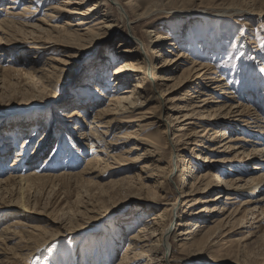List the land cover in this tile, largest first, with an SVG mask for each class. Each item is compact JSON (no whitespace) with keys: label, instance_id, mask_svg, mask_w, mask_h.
Here are the masks:
<instances>
[{"label":"bare ground","instance_id":"bare-ground-1","mask_svg":"<svg viewBox=\"0 0 264 264\" xmlns=\"http://www.w3.org/2000/svg\"><path fill=\"white\" fill-rule=\"evenodd\" d=\"M23 1L26 0H8L9 3L5 5L6 9L3 11V8H0V10L3 11L0 15V63L1 58H5L8 55L7 53L10 52L9 47L13 46L11 43H22V45H26L22 47L23 50L26 52L30 50L38 54H41L43 50L48 51V44L65 45L68 46L67 48L70 50H87L86 48L98 43L101 37L109 36L110 30L115 27L114 21L111 20V16L108 13L102 14L98 18L91 20V18L96 15L93 14L94 10L101 5L100 0L94 1L87 6V8H82L81 6H83L82 4L84 2L87 3L90 0H29L23 3L21 10L18 12L14 11L17 4ZM46 1L48 2L43 9L42 15H44L46 19H49V21H53L61 11H64L68 16L72 18L76 17L74 22L66 21L64 24L67 27H73V29H59L53 26L49 30L34 23V21L43 23V21L36 18V14L40 4ZM160 1L161 0H113V4L118 11L119 20H122L123 23H125L126 19H129V25L136 22H143L141 23L143 25L146 22L145 20H151L153 16H156L155 13L158 14L162 11V9H160L162 6ZM219 7H222L223 10L215 12L212 16L210 15L214 18L212 21L213 26L217 28L219 22L216 21H219V19H222L221 17H225L227 14L232 13V15H239V17L247 16L249 18H251L252 15L254 17L257 16L258 19L264 15V2L259 5L256 3L250 5L246 0H232L228 3H218L214 9ZM30 21L33 23H30ZM126 26L128 25L126 24ZM129 28L131 29V27ZM133 29L135 30V28H132V30ZM150 29L151 30L144 31L145 35H141L142 32H134L138 48L140 49L141 47L144 53H140L137 49L127 48V43L129 42L124 39L118 45V47H120L119 52H121L118 57L112 56V52L105 49L100 59L112 64L118 62L111 71L110 77L108 78L107 75L104 77V73H101V71L97 69V78L94 80L92 78V83H85L84 88H90V95L92 94L91 96L96 99L104 98L107 95L103 93L109 94L106 108L94 111L90 120H85V118H83V116L86 117L89 115L88 113L91 112L90 109H84L83 114H81V109L76 108L67 113L62 112L65 114L58 113L60 118L70 119L75 116L74 120L76 118L84 119V123L90 128L88 133H80L81 142L78 143L79 146L82 148L83 146H86V148L88 146L90 149V155L81 172L72 173L68 170L72 165H70V157H72V155L78 157V152H76L78 149H76L75 146H70L67 152L65 150V167L63 170L61 169L62 171L59 173L46 172L40 174L36 169L29 170L34 166L35 160L29 156L28 158H24L26 157L25 146L29 139V137H25L20 150L15 152L14 162L10 165L9 176L3 177L1 175L2 173H0V199L2 196L5 197L6 195L9 197L12 196L11 194L16 192L17 187H20V191L24 185H26L28 190L30 188H35L36 192L39 193V189L43 191L46 184L50 185V188H53L59 186V183L68 184L70 181H74L76 186L75 189L78 190L77 198L74 202V204H76V209L71 210V207L67 209L69 214H72L69 216V222H73V218L76 216L88 215L91 212L87 209H85L87 213L81 214L82 212H80L81 203H83V194L86 195V192H89L85 189V185H88L89 182H93L92 179L100 178L105 170L112 169L114 165L123 166L126 165L127 162H134L128 161V156L135 151L143 150V153L136 154L140 158H148L147 163L137 167L139 170L138 174L126 176L116 181L110 180L111 182L109 181V184L116 190L114 193L116 196L132 197L144 205L145 203L149 206L156 204L155 200L158 198V192L162 190L163 181H166L167 185V178L168 175H171L173 172V167L175 166L178 171V163L180 161L183 162L180 171L183 181H181L182 187L178 192L180 198L185 196L192 197V199H185L180 206L187 209L188 207L200 204L204 206L203 209H200L198 212H187L181 217L180 214L177 213L176 204L178 198H176L173 204H166V207L161 211L152 214L144 221H142L143 215L139 216L137 221L142 223L130 234L127 246L123 254H121V259L116 264H170L173 262V259H171L172 247H169L168 244L171 230V226L168 225L170 223L174 224V231H177L176 226H178V228H183L177 235V237H180L178 241L180 253L200 256L199 254L201 253L199 252L203 251L207 246H217L218 244H224L223 246H225L226 243L224 240L233 232L230 231L231 229L236 228V226L237 228L242 227L243 224L249 222L247 221L249 217L253 220L252 224H257L260 222V220L257 219V212L260 211V214L264 213V210L259 207V204L264 202V196L255 200L241 198L243 194L253 197L257 193L264 191V172L252 174L245 179H242V177L238 175L237 177L232 176L236 173H240L236 170L245 166V160L248 162L257 160L258 163L254 164L257 166H254V168L260 166L258 169H264V146H258L251 151H246L244 142L246 143L248 140L242 137V135L236 134L242 129L249 130V128H251L253 132L257 133L259 139H264V108H261V105L264 104V90L261 95L262 100L257 99L261 94V90L256 91L255 94L252 95V99H257L256 101H258V104L254 102L256 104L255 106H251L250 104L247 105L249 103L250 93L248 92V96L247 94L243 96L233 91L234 85L233 82H231V75L236 73L235 68L231 67L218 72L215 71L218 67L212 63V61H207L210 56H214L212 53L217 51L216 42L206 41L204 45L202 44L204 47H202V52L200 53L191 50V47L189 48V40L192 41L193 36L192 33L189 32V29L188 33L184 35L183 33L178 36L167 35L165 39L169 41L167 45L171 50L164 51V54L168 53L170 56H165L160 60V64H155L150 54L159 52L155 51L154 48L147 47L148 39L146 36L152 33L156 35L159 33H155V31L158 30L155 27ZM241 34L239 33L234 39L236 43L239 42L238 40H241L239 43L241 48L237 50L238 60H242L246 53L244 50L245 42L243 38L239 39ZM160 41L161 40L158 39L150 43L154 44V42ZM253 42L254 41L251 40L250 44ZM51 50H54V48ZM149 50H151V53ZM175 50H177V52H173ZM189 51L193 53V56L188 54ZM256 53L264 57V47L259 49ZM217 55L220 56V52ZM196 56H198V58ZM157 57L161 58V55L158 54ZM199 57L205 58V61L201 60ZM186 58L189 59V62L185 60ZM10 60L11 57L8 63L11 62ZM49 60H51V62H48L49 64L44 63L43 66L46 68L50 66L48 68H52V72L42 67L43 70L40 69L41 72L40 74L38 73L39 76L35 75L33 70V73H24L29 76L31 80L37 78L38 82L41 81L44 85V87H42L43 89L48 86L50 87L51 83H53L51 77L56 75L59 65L63 64L61 63L62 60L58 61L52 58H49ZM3 71H1V73ZM13 71V73H18L21 70L17 69ZM35 72L37 74V71ZM241 72H243V70L240 71V73ZM1 73L0 76L3 77L5 81L6 74L1 75ZM249 73L250 71L247 72L246 70L245 78ZM253 75L254 72L251 73L250 77L252 78ZM253 77L256 79V75ZM101 78L103 82H100ZM229 78L231 79L229 80ZM254 78H252V80ZM240 79V76L235 78L238 82ZM11 80L12 79H10V81ZM168 82L172 83L168 84ZM109 83L111 84V88L109 87ZM242 83L243 82H241V85ZM0 84L2 87V83ZM243 84L246 85L245 81ZM183 89L184 92L180 94V97L174 98L173 94L177 91L181 92ZM145 91H148V96H145ZM84 97V95H81L79 98ZM177 101L181 102L176 103ZM146 107L151 112L155 110L158 111L156 117H152L155 119L153 124L159 128L160 137L170 152L169 168L160 167L159 165L161 163V159L157 157L159 145L155 139L140 137L135 131L116 133V130L119 129L118 123H134L137 122V120H143L145 115L134 113ZM261 109L262 112L260 113ZM124 114L129 115L121 118L120 116ZM69 122L70 120L67 121V124H69ZM231 129H233L231 131L233 134L229 131ZM33 136L34 135L31 136L32 139H30V142L37 138V135ZM171 136L172 138H170ZM131 140H134V142H132L130 148H125ZM37 143L41 145L40 140ZM69 143L70 142H68V144ZM63 144L64 140L61 137L54 150H57V152H52L48 160H56L55 157L58 155V151L62 148L61 146H63ZM6 151L7 149L3 148L0 152L1 161L4 159ZM3 153L4 155H2ZM183 153L186 154V156L195 154L196 158L200 159L203 165H195V167H193L189 164V160L186 159V156L182 155ZM215 153L222 155L216 157L210 156ZM1 161L0 169L2 166ZM235 165L236 168L234 169L233 167ZM72 166H75V164ZM57 167V165L54 166L50 164V166H47V169L50 171ZM150 167L151 170H149ZM149 180L152 182L150 187L146 183ZM38 184L42 187H39ZM68 186L69 185H67V187ZM184 187L188 189L183 190ZM100 192H102V194L106 193L104 190ZM19 193H17L18 196L15 199L11 197L10 201H15L17 206L22 207ZM210 194L214 195L202 196ZM95 195H97V193L89 196L93 197ZM223 198L225 200L223 204L219 206L211 205V207H208L209 205L207 204L213 202L220 203ZM8 207L9 206L0 208V213H3L0 216V221H2L5 216L3 211H10ZM63 210L65 209H62V211ZM211 212L214 214V218L208 221L207 216L210 215ZM14 214L15 221L0 230V245H3L6 249V242H11L16 238H20L21 243L26 245L22 247L18 246L19 250L30 251L32 242L39 238L40 235H44L45 232L47 233V230H38V228L34 226L30 227L21 220L17 221L16 219L26 218L25 214ZM140 214H143V212ZM174 217H176V221H173ZM49 223L50 227L56 224L54 221H50ZM27 228L30 230H27ZM254 228L257 229L259 226ZM69 234H71L72 238L77 236L76 233ZM21 235L23 237H21ZM80 236L83 237L84 234H80ZM249 236H252V234L249 233L248 237ZM13 237L15 239H13ZM244 240H239V243ZM241 245L242 244H239L238 248L243 246ZM15 246H17V244ZM246 249L244 252L245 259L248 260L249 254L251 253H249L250 251H246ZM13 250L14 249H10V251L14 252ZM211 251L212 249H210V252ZM30 252L33 251L31 250ZM68 254L69 252L67 251L64 258H67ZM6 255L9 254L6 253ZM11 255L12 257H16V253ZM75 264H81L80 260Z\"/></svg>","mask_w":264,"mask_h":264},{"label":"rangeland","instance_id":"rangeland-1","mask_svg":"<svg viewBox=\"0 0 264 264\" xmlns=\"http://www.w3.org/2000/svg\"><path fill=\"white\" fill-rule=\"evenodd\" d=\"M26 1L18 3L14 11L18 12L21 10V6L23 3H26ZM94 1L98 0H90L87 3L84 2L81 7L87 8V6L92 4ZM100 1L101 5L99 8L94 10L93 14L96 15L93 16L91 20L98 18L102 14L108 13L111 16V20L114 21L115 27L110 30L109 36L101 37V40L98 43L86 48L87 50H70L67 48L68 46L65 45L48 44V51L43 50L42 52L40 51L41 54H38L37 52H32L30 50H27V52L23 50L22 47L26 45H22V43H11L13 46L9 47L10 52L7 53V56L9 57L6 56L5 58H1L0 73L5 69L1 75L6 74L5 81L3 77L0 76V83H2V87L0 84V152L3 148L7 149L4 159L2 161L0 160L2 164L0 173H2L1 175L3 177L9 176L10 165L14 162L15 152L20 150L25 137H29V139L27 140L25 146L26 157L24 158H28L29 156L35 160L34 166L29 170L36 169L40 174L46 172L55 174L59 173L65 167L64 163H66V157H64V154L65 150L67 152L70 146H75L76 149H78L76 150V152H78V157H75V155L70 157V165L75 164V166L71 165L68 170L72 173H78L84 169L86 160L90 155V149L88 146L87 148L86 146H83L82 148L78 143L81 142L80 133H88L90 128L84 123V119L82 120L81 118H76L74 120L75 116L70 119L60 118L58 113L65 114L62 112L67 113L76 108L81 109V114H83L84 109H90L91 112L88 113L89 115L86 117L81 115L85 118V120H90L94 111L106 108L109 94L103 93L104 95H107L104 98L96 99L91 96L92 94L90 95V88L85 89L84 85L86 82L92 83V78L93 80L97 78V69H99L101 73H104V77L107 75L109 78L111 71L114 69L116 64H118V62L112 64L107 63L105 60H100L105 49L110 50V52H112V56L118 57L121 53L119 52L120 47H118V45L125 39L129 42L127 43V48L137 49L140 53H144L141 47L140 49L138 48L134 32H142L141 35H145V30H151L150 28L152 27L158 29H156L157 31H155V33L157 32L159 34L156 35L152 33L151 35L146 36L148 39L147 47L149 46V48H154L155 51L159 52L150 54L155 64H160V60H162L165 56H170L168 53L164 54V51L171 50L167 45L169 41L165 39L169 34L172 36H178L183 33L184 35L188 33L189 29V32H191L193 36L192 41L189 40V48L191 47V50H195L198 53L202 52V47H204L203 45L206 41L216 42L215 45L217 47V51L212 53L214 56H210L207 61H212V63L218 67L215 70L218 72L231 67L235 68V76L234 74L231 75V82H233L234 85L233 91L243 96L246 94L248 96L249 92V100L247 98L249 103L247 105L250 104L251 106H255L258 104V101H256L257 99L262 100L261 95L264 90V57H262V55H258L256 52L264 47V15L258 19L257 16L254 17L252 15L251 18H249L247 16L239 17V15H232V13L227 14L225 17H221L222 19H219V21H216L219 22L217 28L213 26L212 21L214 18L211 16L215 12L222 11L223 8H214L218 5V3H228L232 0H183L184 2L182 0H172L173 2L169 0H161L162 2L160 1V3H162V6L160 9H162V11L158 14L155 13L156 16H153L151 20H145L146 22L143 25L141 24L143 22H136L129 25V19H126L125 23L131 27L130 29L122 22V20H119L118 11L116 6L113 4V0ZM47 2L48 1L40 4L36 14V18L43 21V23L38 21H34V23L49 30L53 26H56L59 29H73V27H67L64 24L66 21L74 22L76 17L72 18L64 11H61L57 18L53 21H49V19H46V17L42 15ZM246 2H249L250 5L254 3L259 5L264 2V0H246ZM8 3V0H0V8H3L4 11L6 9L5 5ZM3 11L0 10V15ZM30 23L33 22L30 21ZM132 28H135V30H132ZM239 33H242L239 36V39L243 38L245 42L244 50L246 53H243L244 57L242 60L237 59V50L241 48V45L239 44L241 40H238L239 42L237 43L234 42L235 36L239 35ZM158 39L161 41L154 42V44L150 43L151 41ZM251 40L254 41L252 44H250ZM52 48H54V50H51ZM149 51L151 53V50ZM173 52H177V50ZM219 52L220 56L217 55ZM158 54L161 55V58L157 57ZM188 54L192 55L193 53L189 51ZM10 57L11 62H9V64L8 60ZM196 57L198 58V56ZM49 58L58 61L62 60L61 63L63 64L59 65L58 68L60 70L58 69L56 75L51 77L53 83H51L50 87L48 86L43 89L42 87H44V85L41 81L38 82L37 78L31 80L29 76L24 73L34 72L35 75L39 76L38 73L40 74V69L43 70L42 67L47 69L49 72H52V68H48L50 66L47 68L43 66L44 63L51 62ZM200 59L204 60L205 58ZM185 60L189 62L188 58ZM17 69L21 70L18 72L19 74L16 72L13 73V70ZM242 70L243 72L240 73ZM246 70L247 72L250 71V73L245 78ZM35 71H37V74ZM253 72V76L256 75V79L252 76V78H254L252 80L250 75ZM237 75L241 78L239 82L235 80V78L238 77ZM10 79L12 80L10 81ZM230 79L231 78H229V80ZM101 80L102 78L100 79V82H103ZM244 81L246 85L243 84ZM241 82H243L242 85ZM170 83L172 82H168V84ZM109 87L111 88L110 83ZM258 90H261L259 97H257V99H252V95H254ZM147 92L148 91H145V96H148ZM183 92L184 89L181 92H175L173 94L174 98H178V96L180 97V94ZM81 95H84L85 97L79 98ZM180 102L181 101H177L176 103ZM254 102H256V104ZM261 106L263 109L264 104ZM262 109L260 113L262 112ZM148 111L150 110L146 107L141 108L134 113L145 115L144 119L141 121L137 120V122L125 124L118 123L119 129L116 130V133L135 131L140 137L155 139L159 145L157 154V157L161 159V163L159 165L160 167L169 168L170 152L160 137L159 128L153 124L155 119L152 117H156L158 111ZM127 115L129 114H124L120 117L122 118ZM68 120L73 123L69 122V124H67ZM232 130L233 129L229 131L231 132ZM249 130L242 129L240 132L236 133L238 135H242V137L248 140L246 143L244 142L246 151H251L258 146H264V139H259L257 133L252 131L253 129L249 128ZM231 134H233V132H231ZM32 135H37V138L30 142ZM61 137L64 140V144L58 151V155L55 157L56 160H48L51 157L52 152H57V150H54ZM170 138H172V136ZM39 140L41 141V145L39 144L40 146L37 143ZM68 142H70V145ZM132 142H134V140H131L125 148H130ZM118 144L122 145L120 143ZM136 153L141 154L143 153V150L135 151L128 156V161L134 162H127L126 165L123 166L114 165L112 169L105 170L103 174H101L100 178L94 180L92 179L93 182H89L88 185H85V189L89 192H86V195L83 194V203H81L80 212H82L81 214L87 213L85 209L91 212H88V215L76 216L73 218V222H69V216L72 214H69L67 209L69 207L72 208L71 210L76 209V204H74V202L77 198L78 190L75 189L76 186L74 181H70L68 184L59 183L60 185L57 184L59 186L53 188H50V185L46 184L43 191L39 189V193L36 192L35 188L29 187L30 189L28 190L26 185H24L20 191V187H17L16 192L11 194L12 196H2L0 199V208H6L9 206L8 208L10 211H3L5 216L3 217V220L0 221V230L15 221L14 213H20L25 214L26 218L16 219L17 221L21 220L30 227L34 226L35 228H38V230L45 229L47 230V233L45 232L44 235H40L39 238L32 242L31 250L33 252H30L31 250H19L18 246L22 247L26 245L21 243L20 238L15 239L13 237V239H15L14 241L6 242L5 246L7 250L3 245H0V264H75L78 263L79 260L81 264H116L121 259V254H123V251L127 246L130 234L133 233L142 223L137 221L139 216L143 215L142 221H144L152 214L161 211L164 207H166V204H173L176 198H178V202L176 204L177 213L180 214L181 217H183V215L187 212H198L200 209H203L204 206L200 204L188 207L187 209L180 206L185 199H192V197L185 196L180 198L178 192V190L182 187L181 181H183L180 174L183 163L181 161V163L179 162L177 165L179 166L178 171L174 166L173 172L171 175H168V184L166 185V181H163L162 190L161 192H158V198L155 200L156 204L153 206H149L147 203L144 205L132 197L116 196L114 194L116 190L112 188L109 181H116L117 179L119 180L120 178L126 176H134L139 173L137 167L147 163L148 158H140ZM2 155H4V153ZM182 155L186 156L184 153ZM220 155L222 154L215 153L210 156L216 157ZM186 159L189 160V164L193 167H195V165H203L202 162H200V159L196 158L195 154L186 156ZM245 161V166L236 170L240 173H236L232 176L237 177L238 175L241 176L242 179H245L252 174H260L264 172V169H258L260 166L258 168H254V166H257L254 165L258 163L257 160L249 162L247 160ZM50 164H53L54 166L57 165L58 167L54 170L48 171L47 166H50ZM151 167L149 170H151ZM233 168L235 169L236 165ZM146 183L149 187L152 185L150 180ZM67 185L69 186L67 187ZM38 186L42 187L39 184ZM186 189L188 188H183V190ZM103 190L106 192L105 194L100 192ZM17 193H19L21 198L22 207L17 206L15 201H10L11 197L15 199L18 196ZM94 193H97V195L93 197L89 196ZM213 195L214 194L202 196ZM262 196H264V191L257 193L253 197L243 194L241 198L255 200L257 198H262ZM224 201L225 200L223 198L220 203L213 202L207 205H209L208 207H211V205L219 206L220 204H223ZM259 207L264 210V202L259 204ZM62 209L65 210L62 211ZM141 212H143V214H140ZM258 212L257 219L260 220L259 223L252 224L253 220L249 217L247 220L249 221L248 223L243 224L240 228H237L236 226V228L230 230L233 232L224 240L226 243L225 246H223L224 244L207 246L203 251L199 252L201 253L199 254L200 256L185 255L180 253L178 249V241L180 237H177V235L183 228H178V226H176L177 231H174L175 226L170 223L168 225L171 226L168 244L169 247H172L171 259H173V262L170 264H264V213L260 214V211ZM2 214L3 213H0V216ZM210 215L207 216L208 221L214 218V214H212V212ZM176 220V217H174L173 221ZM50 221H54L56 224H54L53 227H50ZM257 226H259V228H254ZM27 230L30 229L27 228ZM69 233H76L77 236L72 238ZM249 233H251L252 236L248 237ZM80 234H84V236L82 237ZM22 235L21 237H23ZM239 240L244 241L239 243ZM16 244L17 246H15ZM239 244H242L243 246L241 245L242 247L238 248ZM10 249H14V252L10 251ZM210 249H212L211 252ZM245 249L251 253L249 254L248 260L245 259ZM67 251L69 254L67 258H64ZM6 253L9 255H6ZM13 253H16V257H12L11 254Z\"/></svg>","mask_w":264,"mask_h":264}]
</instances>
